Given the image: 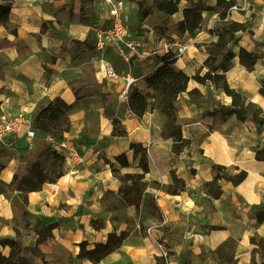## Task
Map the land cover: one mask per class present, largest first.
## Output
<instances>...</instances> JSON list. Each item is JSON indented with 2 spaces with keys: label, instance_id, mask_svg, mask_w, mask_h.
Here are the masks:
<instances>
[{
  "label": "crops",
  "instance_id": "crops-1",
  "mask_svg": "<svg viewBox=\"0 0 264 264\" xmlns=\"http://www.w3.org/2000/svg\"><path fill=\"white\" fill-rule=\"evenodd\" d=\"M123 1L124 21L144 39L147 49L171 36L189 42V50L175 58L174 66L190 77L209 70L205 64L209 48L231 24H246L247 29L236 31L226 44L225 51L230 50L233 58L226 61L224 53L219 54L215 73L224 74L230 88L241 93L248 117L223 115L219 107L230 106L233 98L210 80L201 83L191 78L175 102L182 137L189 142L175 153L172 138L165 135L168 115L155 107L139 117L120 96L125 76L131 73L137 81L130 91L148 94L152 104L155 90L148 86L146 76L157 68L161 57H133L127 63L111 47L106 54L117 78H109L99 61L96 30L110 22L106 0H11L8 19L0 21V121L20 115L34 118L42 104L59 97L73 105L67 114L70 129L63 136L76 143L85 161H65L64 174L57 182L45 181L39 189L25 192L13 180L27 173L45 150L43 135L33 149L27 148L23 138L0 142L4 166L0 171V237L34 248L39 234L33 227L42 220L54 224L48 247L54 244V250L62 251L61 257L49 254L45 260L250 264L254 255L262 264L263 251L252 239H264V159L257 158V148L264 145V128L258 131L252 108L264 117L260 91L264 86V0H222L221 4L218 0H180L174 14L152 8L154 0ZM140 1L149 12L141 15ZM228 1L234 4L227 7ZM185 8L201 11L200 26L193 31L180 25ZM242 48L259 55L250 67L240 59ZM114 120L124 130L122 135L113 134ZM133 144L146 149L147 172ZM123 154L126 163L118 158ZM215 164L230 175L245 172L246 176L236 185L223 178L211 184L218 174ZM125 174L143 175L138 181L144 188L133 190L137 181L121 179ZM173 174L184 180L185 190L172 193L161 188L173 184ZM124 198L132 200L116 202ZM123 215H134L139 226H151L152 234L142 236L134 230L123 235L115 250L101 260L83 257L82 244L92 249L107 242L109 234L121 235L129 228ZM156 240L169 249V258L161 255Z\"/></svg>",
  "mask_w": 264,
  "mask_h": 264
},
{
  "label": "trees",
  "instance_id": "trees-1",
  "mask_svg": "<svg viewBox=\"0 0 264 264\" xmlns=\"http://www.w3.org/2000/svg\"><path fill=\"white\" fill-rule=\"evenodd\" d=\"M222 2V0H218L219 4ZM179 4L180 0H154L152 8L158 9L166 14H174L179 11ZM233 4V1H228L226 3L227 7ZM139 5L141 15L150 11V9L144 10L143 1H140ZM11 6V0H0V21H6L8 19ZM184 16L185 18L180 23L182 28L193 31L200 26L202 18L200 9L185 8ZM247 27L248 26L243 23H233L225 30L223 35H220L219 40L212 45L211 48H209V57L205 62V64L209 67V70L204 75H200L199 72H197L193 75V77H190L182 69H178L174 66L176 57L170 55L161 56L157 68L146 76L148 86L153 87L155 90L153 94L154 101L152 104L148 101V94L140 92L137 89L130 91L128 98L129 108L137 116L142 117L147 111L154 109L155 107L161 108L168 115L165 135L172 138L174 142L173 150L175 153L183 151L184 147L189 142L182 137V125L179 123L178 116L176 114L175 102L178 95L187 89V84L191 78L201 83H205L207 80H210L233 98V102L230 106L219 107L223 115L235 114L239 119H246L248 117L245 107L241 103V93L230 88L224 74L215 73L219 69V65L216 64L219 54L224 53L226 61L233 58L234 54L230 50L225 51L226 44L230 40L234 39V33L236 31H245ZM258 56L259 55L256 52L247 51L244 48L240 51L241 61L249 67L257 61ZM227 67V64L223 65L224 70H226ZM260 91L261 93H264V86L261 87ZM72 108V104L66 103L59 97L42 104L33 118L35 128L42 134H53L62 137L63 134L70 129L71 124L67 114ZM252 112L257 120L258 131L260 132L261 129L264 128V117H261L260 112L255 108H252ZM113 122L115 125L113 134L122 135L124 130L118 127V121L114 120ZM133 147L137 148V151L141 153L140 165L143 170L147 172L149 166L147 162L146 149L135 144H133ZM123 156L124 154L120 155L118 158L123 163H126L122 160ZM257 158L264 159V145L257 148ZM64 163L65 157L62 154L58 153L51 147L46 146L45 150L27 169V173L23 174L21 177L16 175L13 182H16L18 188L25 192L37 190L45 181H49L51 183L57 182V180L64 174ZM3 167V164L0 163V171ZM213 168L218 172V174L211 184H216L219 178H223L236 185L243 181L246 176L245 172H241L237 175H230L221 165L218 164L213 165ZM113 173H117L116 169H113ZM142 177L143 175L132 174L120 176V178L125 181L129 179L138 181ZM161 188H164L168 192L179 193L180 191L185 190L186 185L183 179L178 178L175 174H173V184L168 187L161 186ZM258 218L259 220L263 219L261 216ZM53 228L54 224H48L42 220L37 221L33 229L39 234V238L37 240L36 247L34 248L23 246L20 241L12 238L0 239L1 245L4 247H10L9 256L0 254V264H32L27 260H15L14 256L16 251L29 249H40L41 251H46L47 246L51 244L53 240ZM123 238V234L117 235L116 233H111L109 234L107 242L97 243L92 249H86L85 245L82 244L81 255L89 258L90 260L99 261L108 253L115 250ZM252 241L253 243H257L259 245L264 256V239L256 240L253 238ZM255 252L256 249L253 250V253ZM250 264H258L254 259V255ZM262 264H264V261Z\"/></svg>",
  "mask_w": 264,
  "mask_h": 264
},
{
  "label": "built area",
  "instance_id": "built-area-1",
  "mask_svg": "<svg viewBox=\"0 0 264 264\" xmlns=\"http://www.w3.org/2000/svg\"><path fill=\"white\" fill-rule=\"evenodd\" d=\"M106 2L109 4L110 22L107 26L96 30L95 49L98 53L99 61L104 65L109 78H117L119 76L112 61L106 54L111 47L127 63H130L133 57H145L147 55L179 57L189 50V42L179 36L161 39L157 46L147 49L144 39L131 32L124 21V1L106 0ZM125 78L126 85L120 96L128 101L131 86L137 81V78L131 73L126 74ZM40 134L43 135L46 146L62 154L65 157V161H71L73 164L84 163V155L79 152L76 143L71 142L64 136L40 133L35 128L32 117L20 115L0 121V142L11 138H23L26 140L27 148L33 149ZM149 234H152L151 230H149ZM191 236L193 237V235ZM156 244L161 251V255L166 259L169 258V249L166 245L158 240H156Z\"/></svg>",
  "mask_w": 264,
  "mask_h": 264
},
{
  "label": "rangeland",
  "instance_id": "rangeland-1",
  "mask_svg": "<svg viewBox=\"0 0 264 264\" xmlns=\"http://www.w3.org/2000/svg\"><path fill=\"white\" fill-rule=\"evenodd\" d=\"M18 177H20V176H18ZM16 187H18L17 184H16ZM143 188H144V183L141 181L135 182L134 185L132 186V189L135 191H141ZM22 200H23V197L21 195L20 198L18 199L19 205H22ZM129 200H132V199L124 198V199H120L119 201H116V202L118 204H125ZM146 215H144V218L146 217ZM136 216H140V215H136ZM123 218L129 224L128 225L129 228H127L125 231L120 232L125 236H127L128 234H130L134 230H138L142 236L149 235V230L152 231L151 226H149L147 224L142 223L141 226H139V224L137 225L134 215H123ZM21 222L25 223L24 219L23 220L21 219ZM0 239H2V238L0 237ZM9 248H10L9 246L4 247L3 245L0 244V254H2L4 256H9L10 255V249ZM49 254L57 258V257L62 256V251L60 249L54 250V244H52L48 247V250H46V251H41L40 249H38V250L29 249V250H23V251L17 250L16 254L14 256V259L15 260H27L32 264H65V263L61 262V259L60 260L59 259L58 260H55V259L45 260V258Z\"/></svg>",
  "mask_w": 264,
  "mask_h": 264
}]
</instances>
